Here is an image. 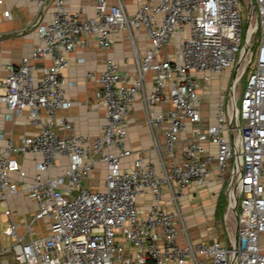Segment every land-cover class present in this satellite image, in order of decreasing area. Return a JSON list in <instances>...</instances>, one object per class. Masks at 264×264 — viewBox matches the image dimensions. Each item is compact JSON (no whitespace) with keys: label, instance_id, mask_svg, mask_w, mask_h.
Wrapping results in <instances>:
<instances>
[{"label":"built area","instance_id":"2783aa9c","mask_svg":"<svg viewBox=\"0 0 264 264\" xmlns=\"http://www.w3.org/2000/svg\"><path fill=\"white\" fill-rule=\"evenodd\" d=\"M36 1L41 8L51 5L50 18L36 16L31 52L0 74L6 115L25 111L36 126L17 142L8 137L0 143V213L6 220L0 228L6 236L0 264H9L7 255L13 264H164L169 259L183 264L188 257L196 264L203 259L207 264H264L259 236L264 230V0H242L245 16L241 0H94L92 14H82L70 0ZM116 29L129 31L135 70H121L113 55L104 56L95 91L105 112L102 129L60 135L54 125L71 126L56 113L72 102L64 95L62 73L68 53L91 42L110 48ZM135 30L146 39L141 53ZM176 35L175 49L160 56L162 44ZM40 58L49 61L34 74V60ZM234 66L214 120L195 126L180 159L164 162L157 172L150 159L126 143L135 94L145 106L167 99L169 107L148 120L163 126L164 145L175 157L180 131L201 116L198 72L208 80L212 72ZM148 78L152 84L145 90ZM3 136L0 130V140ZM25 153L31 154V172L22 163ZM56 164L61 170L50 173ZM99 164L103 185L85 184ZM213 173L227 205L235 201L234 231L223 239L180 244L175 223L180 188ZM232 185L237 188L233 202ZM165 188L173 207L161 205ZM143 190L151 191L152 201L141 210L136 199Z\"/></svg>","mask_w":264,"mask_h":264},{"label":"crops","instance_id":"0c3cea01","mask_svg":"<svg viewBox=\"0 0 264 264\" xmlns=\"http://www.w3.org/2000/svg\"><path fill=\"white\" fill-rule=\"evenodd\" d=\"M70 6L80 8L82 14H92L94 0H70ZM8 8L9 14L3 13V9ZM51 5L46 4L41 8L36 0H0V74H5L11 64L19 61L22 55L29 54L33 44L37 41L35 33V20L38 16L42 21L49 19ZM136 38L137 53H141L146 42L139 30L133 32ZM112 45L110 48H103L91 42L89 45H76L68 53L69 62L62 70L64 77V95L71 98L69 106L58 108L57 114H62L70 121L71 126L63 128L54 125V129L60 134L66 136L70 133H98L105 121V112L103 105L95 96V91L99 87L97 75L103 69V57L106 55L114 56L119 63L121 70L134 71L136 68V52L131 44L129 31L125 29H116L114 32ZM177 35L170 41L162 44L159 55L175 49ZM81 57V58H80ZM80 58V60H79ZM49 58H40L34 60V74H39L44 64H47ZM92 71V75L86 74V71ZM221 74H218L220 76ZM220 80V79H219ZM219 82V81H218ZM152 80L148 78L145 83V90L149 89ZM204 87L200 84L199 87ZM219 90L202 89L198 91L200 109V119L187 121L188 127L181 130L179 138L174 145L175 157H173L165 147L163 138V126L151 123L149 116L163 112L170 105L167 99L157 101L145 106L139 98L138 93L130 103L127 113V134L126 143L135 151L145 155L150 159L157 172H161L164 162H169L173 158L180 159L181 150L192 138V132L195 126H206L215 118L218 110L217 104L220 97ZM205 98L203 105L201 98ZM209 103V105H208ZM7 104L0 100V130L4 136L0 143L7 141L8 137L17 142L22 134L30 133L36 128L30 123L25 111L17 114H8ZM163 125V124H162ZM158 143V144H157ZM157 144V145H156ZM208 148L215 149V144L207 142ZM59 161L64 160L58 157ZM22 163L28 172L33 170L31 163V154L25 153L22 157ZM58 164L50 169V173L60 171ZM103 165L99 164L84 179L85 184L93 187L103 185ZM227 199L225 189L217 180L214 173L200 184L188 183L181 186L180 192L176 198V207L179 215L175 222L178 227L177 239L180 244L188 241H198L203 239L211 241L215 238L223 239L224 221L222 213L218 210L220 195ZM152 201L151 191L143 190L137 195V205L141 210ZM163 207H173L174 202L168 188L164 189V195L161 200ZM228 215V213H227ZM164 264H178L175 260L169 259ZM183 264H196L192 257L185 259ZM202 264H207L203 259Z\"/></svg>","mask_w":264,"mask_h":264},{"label":"rangeland","instance_id":"374dc122","mask_svg":"<svg viewBox=\"0 0 264 264\" xmlns=\"http://www.w3.org/2000/svg\"><path fill=\"white\" fill-rule=\"evenodd\" d=\"M242 1V0H241ZM242 14L245 16V13H246V10H245V6H244V2L242 1ZM250 67V66H249ZM249 67L246 69V71H244L242 73V78L240 80V86H241V89L243 88L244 86V83H245V78H246V74H247V71L249 70ZM235 71H236V68L235 66L232 68V69H228L226 71H222L220 74V76H218V73L216 72H212L210 74V78L208 80H205L202 76H201V72L199 71L197 76H198V81L200 84H204V87L201 88L198 87L197 90L200 91V90H204V89H209L210 90V87L212 88V90L214 89L215 91L216 90H219L218 92L220 94H225L226 97L228 95V92L226 94V91L227 89L230 87L231 85V82H232V79L234 77V74H235ZM220 79V80H219ZM219 81V82H218ZM238 85H237V90H238ZM202 100V103L203 105L206 103V100L205 98H201ZM238 104H239V100H238ZM209 105V103H208ZM219 202L221 203L222 205V208L220 209V212L222 213V220L224 221V237L228 236V235H231L234 231V227H235V221H234V217H235V210H236V205H235V201L232 205V209H233V213H230V215H227V211H228V208H227V199L225 198V196L222 194L220 195L219 197ZM229 207V206H228ZM2 209V207L0 206V210ZM6 222L5 220V215H3L2 213H0V228H2L4 226V223ZM260 241H261V248H264V230L260 233ZM6 242V236L4 234H2L0 232V243H3L5 244ZM7 259L9 261V264H13V261L11 259V257L9 255H7Z\"/></svg>","mask_w":264,"mask_h":264},{"label":"bare ground","instance_id":"6f19581e","mask_svg":"<svg viewBox=\"0 0 264 264\" xmlns=\"http://www.w3.org/2000/svg\"><path fill=\"white\" fill-rule=\"evenodd\" d=\"M242 64V63H241ZM235 94H237V92L235 93ZM231 189H232V191H233V195H234V199L232 200V202L235 200V198H236V190H237V188H236V186L235 185H232L231 186ZM227 213H228V215H230V213H233V209H232V206H230L229 208H228V211H227Z\"/></svg>","mask_w":264,"mask_h":264},{"label":"trees","instance_id":"16d2710c","mask_svg":"<svg viewBox=\"0 0 264 264\" xmlns=\"http://www.w3.org/2000/svg\"><path fill=\"white\" fill-rule=\"evenodd\" d=\"M218 210L220 211V209L222 208V205H221V203L220 202H218Z\"/></svg>","mask_w":264,"mask_h":264}]
</instances>
